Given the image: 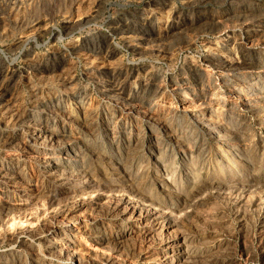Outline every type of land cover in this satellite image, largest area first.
<instances>
[{
    "label": "rangeland",
    "instance_id": "obj_1",
    "mask_svg": "<svg viewBox=\"0 0 264 264\" xmlns=\"http://www.w3.org/2000/svg\"><path fill=\"white\" fill-rule=\"evenodd\" d=\"M0 24V264H264V0Z\"/></svg>",
    "mask_w": 264,
    "mask_h": 264
},
{
    "label": "bare ground",
    "instance_id": "obj_2",
    "mask_svg": "<svg viewBox=\"0 0 264 264\" xmlns=\"http://www.w3.org/2000/svg\"><path fill=\"white\" fill-rule=\"evenodd\" d=\"M98 8V7H97ZM99 10V9H98ZM94 12H97V10H95ZM85 19V18H84ZM86 20V19H85ZM83 22H84V20H82ZM42 23H44V22H42ZM81 23V22H80ZM1 24H0V29H1ZM9 30V29H8ZM3 32V31H2ZM4 33V32H3ZM2 36V35H1ZM249 36H250V34H249ZM242 40V39H241ZM245 40V39H244ZM1 80V79H0ZM2 85V84H1ZM0 87H2V86H0ZM1 89V88H0ZM5 92V91H4ZM251 99V98H250ZM126 107V106H125ZM167 107V106H166ZM93 109V108H92ZM89 110V109H88ZM93 111V110H92ZM89 112H91V111H89ZM87 114V113H86ZM105 114V113H104ZM103 114V115H104ZM85 115V114H84ZM90 115H92V114H90ZM137 116V115H136ZM102 117V116H101ZM197 119V118H196ZM155 122V121H154ZM29 125V124H28ZM94 127V126H93ZM108 127V126H107ZM43 128V127H42ZM47 131H48V129H46ZM32 131V130H31ZM88 131V130H87ZM41 132V131H40ZM40 134V133H39ZM50 134V133H49ZM48 134V135H49ZM215 134V133H214ZM36 136V135H35ZM38 137H40V136H38ZM42 137V136H41ZM40 137V138H41ZM66 141V140H65ZM108 141V140H107ZM43 144V143H42ZM83 144V143H82ZM48 148V147H47ZM37 149V148H36ZM41 150V149H40ZM46 159V158H45ZM52 162V161H51ZM47 164V163H46ZM56 164V163H55ZM59 175V174H58ZM73 178V177H72ZM6 207V206H5ZM4 207V208H5ZM16 208V207H15ZM11 210V209H10ZM37 232H39V231H37ZM40 235V234H39ZM42 235V234H41ZM52 251V250H51ZM74 252V251H73ZM84 252V251H83ZM82 252V253H83ZM72 253V252H71ZM44 254V253H43ZM75 255V254H74ZM75 257V256H74ZM90 258V257H89ZM76 261H75V263L74 264H80V260H79V258L78 257H76V259H75ZM8 262V261H7ZM86 263V262H85ZM61 264V263H60ZM90 264V263H89ZM96 264V263H95Z\"/></svg>",
    "mask_w": 264,
    "mask_h": 264
}]
</instances>
